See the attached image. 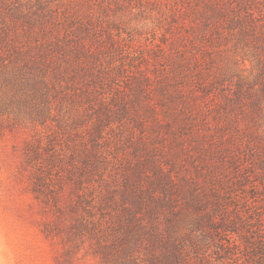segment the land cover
<instances>
[{
  "label": "trees",
  "instance_id": "obj_1",
  "mask_svg": "<svg viewBox=\"0 0 264 264\" xmlns=\"http://www.w3.org/2000/svg\"><path fill=\"white\" fill-rule=\"evenodd\" d=\"M40 1L34 6L32 0H0V141L6 131L27 120L33 134L24 149L37 186L47 184L49 188L46 174L62 168L79 188L89 185L96 189L97 209L114 203L111 192L120 187L124 176L121 208L128 212L134 202L139 221L137 247L148 250V258L134 255L136 247L125 236L119 242L120 254L110 249L113 244L104 246L102 258L113 259L108 264H185L182 243L193 236L177 229V221L171 217L170 195L179 180L186 184L191 177L175 179L174 173L179 175L178 163L170 156H160V148L154 141H164L167 132L161 128L172 132L176 127L189 129L195 141H230V190L245 186L241 178L247 176L243 174L250 159L258 162L260 178L264 179V17L254 14L251 7L254 0H240L239 8L244 15L236 19L231 30L239 38L242 66L230 71L229 89V82L221 77L198 75L187 80L181 73L182 67H177L175 75L162 74L152 81L147 72L140 71L138 77L127 75L123 60L115 68L105 67L107 55L114 63L111 55L118 49L119 37L113 32L117 27L112 23V28L102 35L108 23L103 16L104 8L99 6L95 14L88 10L86 1L68 0L62 9L55 10ZM233 18L230 16L231 22ZM177 74L180 80L171 86V79L178 78ZM119 77L127 79L125 85ZM110 83L116 90L106 98L104 90L114 88H109ZM153 87L158 94L150 97ZM179 102L183 125L174 109ZM148 116L153 123L145 119ZM120 120L128 123L132 132L124 133L125 128L117 124ZM49 125L55 127L60 138L54 140L45 131ZM213 129L222 131L215 136ZM73 131L78 136L85 134L80 138L81 151L73 143L77 136ZM58 139L64 141L62 147L67 150L59 155L57 150L49 152ZM120 144L129 145L136 156L132 161L116 158L115 150ZM118 167L124 169L120 179L113 175L103 179V184L92 182L96 175L101 177L106 170L116 172ZM144 178L159 186L161 197L151 193L144 203L145 191L140 188ZM192 183L195 186L197 180ZM133 188L134 193L128 192ZM81 202L87 203L83 198ZM146 204L149 218L141 222ZM162 207H167L168 215L159 223L158 215L151 216V212ZM109 254L112 255L108 257Z\"/></svg>",
  "mask_w": 264,
  "mask_h": 264
},
{
  "label": "rangeland",
  "instance_id": "obj_2",
  "mask_svg": "<svg viewBox=\"0 0 264 264\" xmlns=\"http://www.w3.org/2000/svg\"><path fill=\"white\" fill-rule=\"evenodd\" d=\"M43 1L48 3V7L60 10L68 0ZM83 1L95 14L99 12V6L104 8L103 16L108 23L102 35L112 28L110 23L117 27L113 29L119 37L118 49L111 55L114 63L111 64L112 60L107 55L103 61L105 67L115 68L123 60L127 75L138 77L140 71L147 72L151 81L162 74L175 75L177 67H182L183 71H179L187 80L198 75L200 78L221 77L227 79L230 89V71L242 66L239 38L231 30L237 23L236 19L244 15L243 9L239 8L240 0H222V4L218 0ZM254 1L251 4L254 14L264 17V0ZM39 2L32 0L31 3L35 6ZM224 11L227 15H223ZM230 16L234 17L233 22ZM120 47L123 49L121 52ZM179 62L181 64L177 66ZM245 63L249 66L247 60ZM177 75L178 78L171 79V86L180 80ZM119 79L125 85L127 79ZM109 86L113 88L115 85L110 83ZM115 90L116 87L113 91L104 90L105 97ZM153 91L154 87L150 97L153 93L158 94L157 88ZM181 107V102L174 105L183 125L184 120L178 111ZM145 119L153 123L151 117ZM123 122L120 120L117 124L125 128L124 133L132 132L128 123ZM78 129L81 130L79 126ZM262 130L264 132V124ZM45 131L54 140L60 138L53 125L45 127ZM135 131L138 130L135 128ZM148 131L152 133L151 128ZM161 131L167 132L164 141L154 143L160 148V156H170L178 163L179 175L174 173V178L183 179L188 175L193 179L186 184L179 180L170 195L173 200L171 217L177 221V229L193 236L190 241L186 238L182 243L184 263L264 264V179L260 178L258 162L247 161L246 172L242 173L247 176L241 178L245 186L231 191L230 141H195L189 129L185 128L176 127L172 132L169 128H161ZM221 131L213 129L212 133L217 136ZM32 134L31 125L24 120L6 131L0 141V264H108L113 259L106 261L102 258L104 246L113 244L110 249H116L113 253L120 254L119 242L125 236L138 251L135 249L134 255L144 260L148 258V250L137 247L139 221L134 202L128 210L130 213L121 208L124 191L121 184L125 183L123 167H118L116 172L106 170L101 177H93L94 184L100 181L103 184L113 175L115 179L123 178L120 187L113 188L111 192L114 203L108 208L97 209L96 189L89 185L79 188L71 176H65L62 168L46 174L49 188H46L47 184L37 186L24 149ZM75 134L73 143L81 151L80 138L85 134ZM123 138L127 140L125 135ZM56 142L49 152L56 153L57 150L59 155L67 151L62 147V139ZM115 151L118 159L132 161L136 157L129 145L120 144ZM148 179L144 178L140 186L145 191L142 195L144 203L151 193L162 196L159 186L151 184ZM194 180H197L195 186ZM128 192L134 193V188ZM82 198L86 204L81 202ZM147 206L145 214L140 216L141 222L149 218ZM154 215H158L159 223L165 221L167 207L151 212V216Z\"/></svg>",
  "mask_w": 264,
  "mask_h": 264
}]
</instances>
